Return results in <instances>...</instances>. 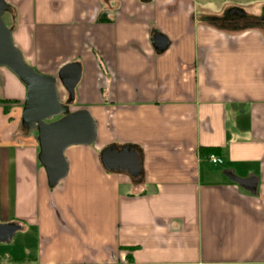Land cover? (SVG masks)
I'll list each match as a JSON object with an SVG mask.
<instances>
[{
    "label": "crops",
    "instance_id": "0c3cea01",
    "mask_svg": "<svg viewBox=\"0 0 264 264\" xmlns=\"http://www.w3.org/2000/svg\"><path fill=\"white\" fill-rule=\"evenodd\" d=\"M2 1L29 67L81 64L70 110L97 141L49 188L26 86L0 67V222L24 223L0 264H264V0ZM110 147L142 174L107 171Z\"/></svg>",
    "mask_w": 264,
    "mask_h": 264
},
{
    "label": "water",
    "instance_id": "95a60500",
    "mask_svg": "<svg viewBox=\"0 0 264 264\" xmlns=\"http://www.w3.org/2000/svg\"><path fill=\"white\" fill-rule=\"evenodd\" d=\"M7 9L0 0V67L9 69L26 86L21 126L25 131H37L39 162L45 170L49 188L53 189L68 176L66 150L74 146H91L97 141V127L91 114L86 110H70L82 79V67L76 62L68 64L57 78L38 74L26 64L14 45L12 32L3 19ZM153 42L160 52L168 48L167 39L161 35H156ZM58 85L67 93L65 103L60 99ZM101 162L107 171L120 170L133 177L142 174L140 157L132 147L121 150L110 147L102 152ZM22 230L23 226L18 223H0V244H10Z\"/></svg>",
    "mask_w": 264,
    "mask_h": 264
},
{
    "label": "rangeland",
    "instance_id": "374dc122",
    "mask_svg": "<svg viewBox=\"0 0 264 264\" xmlns=\"http://www.w3.org/2000/svg\"><path fill=\"white\" fill-rule=\"evenodd\" d=\"M254 19H256V18H254ZM255 22V20H248V22H246L247 23V25H249V23L250 24H255L254 23ZM246 23H244V25L246 24ZM243 26V25H242ZM231 30H233V29H231ZM36 71V70H35ZM38 74H41V75H44V74H42V73H40L39 71H36ZM44 76H46V75H44ZM59 96H60V99H61V101L63 102V103H65L66 101H67V99H68V96H67V93H66V91L62 88V90L60 91V94H59ZM73 110H75L74 108H73ZM92 147H95V144H93V146ZM1 223V222H0ZM2 224H4V223H2ZM20 233L19 234H17V236H16V241L18 240V239H20ZM16 244L14 243V244H12V246H10L9 244H0V247H10V248H14V247H16L15 246Z\"/></svg>",
    "mask_w": 264,
    "mask_h": 264
},
{
    "label": "trees",
    "instance_id": "16d2710c",
    "mask_svg": "<svg viewBox=\"0 0 264 264\" xmlns=\"http://www.w3.org/2000/svg\"><path fill=\"white\" fill-rule=\"evenodd\" d=\"M229 18H233V19H235V16H233V14L232 15H230V17ZM247 28V27H246ZM216 152V149H212V148H206V149H202L201 150V153H202V155L203 154H206V155H212V154H214ZM41 164V163H40ZM42 166V165H41ZM21 224H24V223H22L21 222Z\"/></svg>",
    "mask_w": 264,
    "mask_h": 264
},
{
    "label": "built area",
    "instance_id": "2783aa9c",
    "mask_svg": "<svg viewBox=\"0 0 264 264\" xmlns=\"http://www.w3.org/2000/svg\"><path fill=\"white\" fill-rule=\"evenodd\" d=\"M210 161L212 162L213 165H221L222 164V160L218 157H215V156H211Z\"/></svg>",
    "mask_w": 264,
    "mask_h": 264
}]
</instances>
